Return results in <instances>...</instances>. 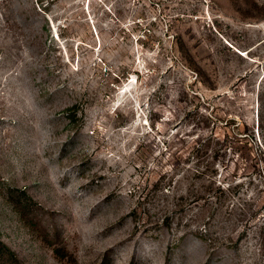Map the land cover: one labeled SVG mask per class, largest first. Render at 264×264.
I'll list each match as a JSON object with an SVG mask.
<instances>
[{
  "label": "rangeland",
  "instance_id": "374dc122",
  "mask_svg": "<svg viewBox=\"0 0 264 264\" xmlns=\"http://www.w3.org/2000/svg\"><path fill=\"white\" fill-rule=\"evenodd\" d=\"M0 264H264V0H0Z\"/></svg>",
  "mask_w": 264,
  "mask_h": 264
},
{
  "label": "trees",
  "instance_id": "16d2710c",
  "mask_svg": "<svg viewBox=\"0 0 264 264\" xmlns=\"http://www.w3.org/2000/svg\"><path fill=\"white\" fill-rule=\"evenodd\" d=\"M5 247V246H4ZM7 249V248H6ZM8 253L11 254L12 257H14V253L11 250H8Z\"/></svg>",
  "mask_w": 264,
  "mask_h": 264
}]
</instances>
